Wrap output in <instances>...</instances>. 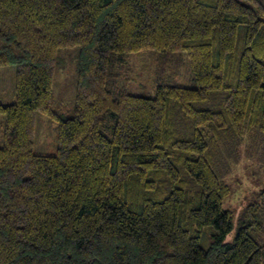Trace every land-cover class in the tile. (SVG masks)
I'll return each mask as SVG.
<instances>
[{
    "label": "trees",
    "instance_id": "trees-1",
    "mask_svg": "<svg viewBox=\"0 0 264 264\" xmlns=\"http://www.w3.org/2000/svg\"><path fill=\"white\" fill-rule=\"evenodd\" d=\"M78 46L74 113L54 109L59 51ZM162 52L153 95L129 56ZM187 53L195 87L172 83ZM0 264H264L262 202L231 240L236 145L264 147V0H0ZM221 95L218 106L214 99ZM58 150L35 153L37 113ZM205 226H214L207 247Z\"/></svg>",
    "mask_w": 264,
    "mask_h": 264
},
{
    "label": "rangeland",
    "instance_id": "rangeland-1",
    "mask_svg": "<svg viewBox=\"0 0 264 264\" xmlns=\"http://www.w3.org/2000/svg\"><path fill=\"white\" fill-rule=\"evenodd\" d=\"M79 47L64 48L59 51L58 62L54 75V109L63 118L74 113L75 91L77 80V55ZM162 52L157 50H143L129 56V60L136 67L133 80L129 85V92L137 95H153L155 86L153 84V73L158 57ZM169 62H175L167 69L172 76V83L185 87H195L194 80L187 53L179 51L169 57ZM16 67L13 65H0V103H12L16 100L15 93ZM223 99L221 95L214 99L219 106ZM4 115L0 114V121ZM58 128L59 121L54 120L41 112L37 113L35 123V136L33 150L35 153L54 155L58 150ZM3 144V133L0 127V146ZM239 149V157L233 165L224 170L222 179L230 186V193L222 202V208L232 212V229L228 233L231 240L237 234L242 222L244 209L251 202H262L259 196L264 188V147L262 141L246 140L244 144L236 145ZM214 226H205L201 244L204 247L212 240V233L219 232Z\"/></svg>",
    "mask_w": 264,
    "mask_h": 264
}]
</instances>
